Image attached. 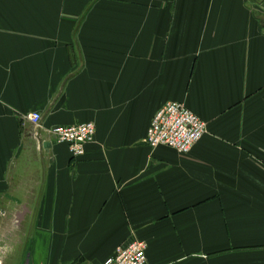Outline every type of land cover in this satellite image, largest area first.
I'll return each mask as SVG.
<instances>
[{
  "label": "crops",
  "instance_id": "1",
  "mask_svg": "<svg viewBox=\"0 0 264 264\" xmlns=\"http://www.w3.org/2000/svg\"><path fill=\"white\" fill-rule=\"evenodd\" d=\"M169 102L206 125L187 154L145 144ZM81 123L73 160L49 131ZM134 240L146 264H264V0H0V264Z\"/></svg>",
  "mask_w": 264,
  "mask_h": 264
},
{
  "label": "built area",
  "instance_id": "2",
  "mask_svg": "<svg viewBox=\"0 0 264 264\" xmlns=\"http://www.w3.org/2000/svg\"><path fill=\"white\" fill-rule=\"evenodd\" d=\"M27 121L39 128L41 116L30 114ZM50 134L57 144L66 145L73 160L84 155L86 145L93 143L96 129L92 123H81L70 127H55ZM206 134V125L184 104L166 103L153 116L146 132L145 144L150 149L167 147L177 153L187 154ZM146 244L132 241L117 249L114 256L103 264H146Z\"/></svg>",
  "mask_w": 264,
  "mask_h": 264
}]
</instances>
